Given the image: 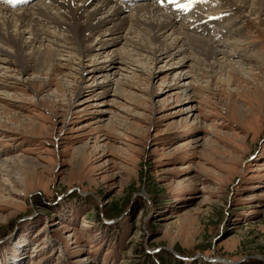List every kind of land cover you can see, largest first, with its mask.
<instances>
[{
    "label": "rangeland",
    "instance_id": "1",
    "mask_svg": "<svg viewBox=\"0 0 264 264\" xmlns=\"http://www.w3.org/2000/svg\"><path fill=\"white\" fill-rule=\"evenodd\" d=\"M211 3L256 80L162 60L93 81L0 57V264H264V23L228 0L186 11Z\"/></svg>",
    "mask_w": 264,
    "mask_h": 264
},
{
    "label": "bare ground",
    "instance_id": "2",
    "mask_svg": "<svg viewBox=\"0 0 264 264\" xmlns=\"http://www.w3.org/2000/svg\"><path fill=\"white\" fill-rule=\"evenodd\" d=\"M228 1L264 23V0ZM156 3V0H16L15 3L0 0V57H14L23 72L33 64L39 73L46 75H52L62 61L73 63L93 81L107 67L136 64L143 70L162 60L170 69L178 67L180 77H184L186 65L189 68L195 63L199 70L206 68L209 77L216 78L222 88L233 83L235 74L245 80H256L253 66L235 60L243 27H239L238 20L232 23L228 19L232 10L214 13L216 4L211 3L187 13L164 9ZM195 23L204 27L202 32L194 28ZM97 58L103 60L99 62ZM196 73L186 71L189 80L184 81L180 91L186 97H190L193 83L199 80ZM103 79L109 81L106 75ZM0 94L8 96L6 92ZM6 162L0 160L1 165Z\"/></svg>",
    "mask_w": 264,
    "mask_h": 264
},
{
    "label": "snow or ice",
    "instance_id": "3",
    "mask_svg": "<svg viewBox=\"0 0 264 264\" xmlns=\"http://www.w3.org/2000/svg\"><path fill=\"white\" fill-rule=\"evenodd\" d=\"M9 2L11 3H15L16 0H9ZM172 3H174L176 5L177 8H180L181 10H186L188 7L191 6V0H189V3L187 4H179V3H176V0H171Z\"/></svg>",
    "mask_w": 264,
    "mask_h": 264
},
{
    "label": "trees",
    "instance_id": "4",
    "mask_svg": "<svg viewBox=\"0 0 264 264\" xmlns=\"http://www.w3.org/2000/svg\"><path fill=\"white\" fill-rule=\"evenodd\" d=\"M117 208L112 209L110 212H117Z\"/></svg>",
    "mask_w": 264,
    "mask_h": 264
}]
</instances>
